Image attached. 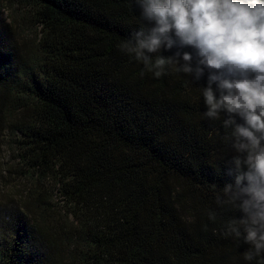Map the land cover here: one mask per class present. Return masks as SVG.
Segmentation results:
<instances>
[{
    "label": "trees",
    "instance_id": "16d2710c",
    "mask_svg": "<svg viewBox=\"0 0 264 264\" xmlns=\"http://www.w3.org/2000/svg\"><path fill=\"white\" fill-rule=\"evenodd\" d=\"M21 3L36 39L0 1V108L12 105L25 177L51 180L64 206L50 219L30 188L21 211L0 213V264H257L223 234L234 213L217 195L236 153L223 118L204 115L208 70L156 78L122 52L141 26L135 0Z\"/></svg>",
    "mask_w": 264,
    "mask_h": 264
},
{
    "label": "clouds",
    "instance_id": "9594fccd",
    "mask_svg": "<svg viewBox=\"0 0 264 264\" xmlns=\"http://www.w3.org/2000/svg\"><path fill=\"white\" fill-rule=\"evenodd\" d=\"M135 4L141 9V26L120 44L122 52L156 78L171 67L198 81L208 70L207 86L202 87L204 115L223 118L224 129L231 130L224 139L236 153L226 164L234 183H226L217 195V203L234 213L223 234L249 245L243 253L246 261L264 264V0ZM185 47L194 54L180 51ZM173 48L178 49L173 55L161 54ZM208 219L215 222L216 212L209 211Z\"/></svg>",
    "mask_w": 264,
    "mask_h": 264
},
{
    "label": "rangeland",
    "instance_id": "374dc122",
    "mask_svg": "<svg viewBox=\"0 0 264 264\" xmlns=\"http://www.w3.org/2000/svg\"><path fill=\"white\" fill-rule=\"evenodd\" d=\"M2 17L9 23L14 22L20 28L24 42L33 48L36 32L30 21L31 11L22 7V0H0ZM11 104L0 108V164L3 171L0 177V213L21 211L22 206L27 204L29 190H33V196L40 201L50 219L60 221L59 209L64 206L58 188L54 187L51 180H45L43 184L34 185L25 177V165L20 160L22 151L19 149L18 141L20 133L14 128V114ZM63 223H64V219Z\"/></svg>",
    "mask_w": 264,
    "mask_h": 264
}]
</instances>
